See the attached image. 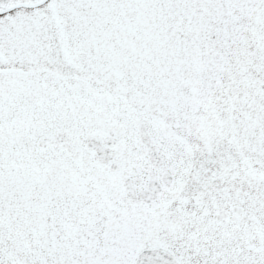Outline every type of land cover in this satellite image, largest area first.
<instances>
[{
  "label": "snow or ice",
  "instance_id": "snow-or-ice-1",
  "mask_svg": "<svg viewBox=\"0 0 264 264\" xmlns=\"http://www.w3.org/2000/svg\"><path fill=\"white\" fill-rule=\"evenodd\" d=\"M0 264H264V0H0Z\"/></svg>",
  "mask_w": 264,
  "mask_h": 264
}]
</instances>
